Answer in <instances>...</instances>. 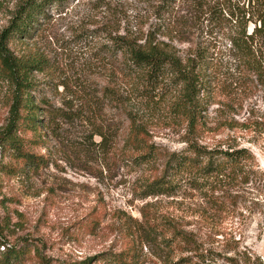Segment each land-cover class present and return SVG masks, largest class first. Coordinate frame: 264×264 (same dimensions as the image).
Returning a JSON list of instances; mask_svg holds the SVG:
<instances>
[{"label":"rangeland","instance_id":"rangeland-1","mask_svg":"<svg viewBox=\"0 0 264 264\" xmlns=\"http://www.w3.org/2000/svg\"><path fill=\"white\" fill-rule=\"evenodd\" d=\"M20 1L0 0V32ZM142 5L72 0L62 11L48 9L31 39L9 42L16 56L46 60L43 72L29 75L33 95L63 113L53 121L39 115L45 127L27 147L45 166L18 163L9 174L1 167L15 163L0 153V252L19 248L18 264H107L117 257L127 264H170L185 256L203 264H264V87L237 80L240 68L222 34L191 29L192 44L210 47L216 68L211 92L199 97L205 123L199 143L243 147L253 159L200 181V189L179 183L170 195L142 197L163 161L150 168L129 160L130 118L146 125L163 156L185 144L186 129L173 91L147 95L108 55L98 57L105 31L136 25ZM3 79L0 73V133L11 95ZM177 230L187 240L178 247Z\"/></svg>","mask_w":264,"mask_h":264},{"label":"trees","instance_id":"trees-1","mask_svg":"<svg viewBox=\"0 0 264 264\" xmlns=\"http://www.w3.org/2000/svg\"><path fill=\"white\" fill-rule=\"evenodd\" d=\"M70 1L21 0L0 32V73L11 88L8 122L0 133V153L7 154L15 163L1 169L9 174L17 173L18 163L35 169L46 165L43 156L27 147L36 145L35 137L45 127L39 115H48L51 121L63 115L47 101L37 102L33 95L35 83L29 75L33 71L43 72L46 60L16 56L9 42L31 39L40 19H47L48 9L62 11ZM141 3L140 22L131 27L127 23L122 32L118 28L105 31L106 44L98 49V57L108 55L147 95L163 88L173 91L177 117H182L186 124L185 144L163 156L146 125L131 117L125 135L126 147L133 155L129 160L150 168L159 159L163 161L160 176L144 185L143 198L170 195L179 183H190L200 189V181L219 178L226 170L237 169L253 157L243 147L209 149L199 143L205 128L203 101L199 97L211 92L216 68L208 55L210 47L192 44L191 29L196 27L208 36L222 34L227 41V55L240 68L237 80L264 87V0H141ZM148 22L149 27L144 29L142 24ZM181 45L186 47L185 51L177 48ZM175 235L177 247L187 241L180 238L178 230ZM20 252L17 247L6 248L0 252V264H18ZM91 260L79 264H89ZM106 262L127 264L119 257ZM170 264H203V261L185 256Z\"/></svg>","mask_w":264,"mask_h":264}]
</instances>
